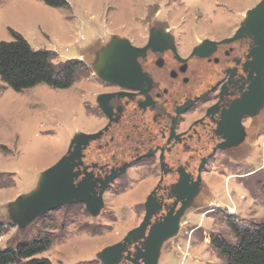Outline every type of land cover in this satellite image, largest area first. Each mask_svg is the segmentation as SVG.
Here are the masks:
<instances>
[{
  "label": "rangeland",
  "instance_id": "rangeland-1",
  "mask_svg": "<svg viewBox=\"0 0 264 264\" xmlns=\"http://www.w3.org/2000/svg\"><path fill=\"white\" fill-rule=\"evenodd\" d=\"M67 1L69 8L55 9L39 0H0V42L20 34L33 49L51 51L57 65L82 60L88 67L68 90L42 85L18 94L0 79V222L7 226L11 204L36 188L40 174L67 153L75 134L106 125L96 99L115 89L95 75L93 64L113 37L143 47L152 29L163 28L185 57L205 40L233 37L261 0ZM244 127L245 141L206 165L201 192L178 235L163 245L159 264H227L211 244L214 237L236 243L227 217L243 226L264 222V109L246 118ZM144 165H134L111 184L98 217L78 204L50 212L26 229L11 223L0 237V250L32 242L46 230L54 243L41 257L51 264H101L98 253L144 219L146 199L161 177L152 164Z\"/></svg>",
  "mask_w": 264,
  "mask_h": 264
},
{
  "label": "water",
  "instance_id": "water-1",
  "mask_svg": "<svg viewBox=\"0 0 264 264\" xmlns=\"http://www.w3.org/2000/svg\"><path fill=\"white\" fill-rule=\"evenodd\" d=\"M241 42L247 43L244 52L248 91L222 115L216 134L223 142L216 150L239 147L247 136L243 120L257 116L264 109V0L246 13L233 37L222 41L205 40L193 49L192 56L208 60L217 53L218 48ZM168 52L177 55L175 38L163 29H152L148 43L143 47H137L127 39L113 37L107 46L97 52L93 70L103 83L122 91H138L149 83L148 59L153 56L162 58ZM126 96L129 94L122 92L97 97L96 104L108 119L107 126L97 133L75 134L67 153L40 174L36 188L18 196L11 204L10 220L14 226L26 229L50 212L78 204L84 205L94 218L101 214L105 207L104 193L107 187L118 176L124 175L130 164L102 178L96 175L101 169L98 164H85V152L119 124L124 108H115L114 99ZM211 112L215 111L211 109L208 114ZM180 113L181 110L178 115ZM205 163L206 160L200 166L196 181L184 169L179 170L178 182L169 187V194L161 201L157 199L160 189L157 187L146 199L141 224L128 232L121 242L98 253L101 264H159L163 245L178 235L183 216L201 192Z\"/></svg>",
  "mask_w": 264,
  "mask_h": 264
},
{
  "label": "flooded vegetation",
  "instance_id": "flooded-vegetation-1",
  "mask_svg": "<svg viewBox=\"0 0 264 264\" xmlns=\"http://www.w3.org/2000/svg\"><path fill=\"white\" fill-rule=\"evenodd\" d=\"M175 46L177 55L168 52L162 58L148 59L149 83L142 90L122 91L111 85L115 91L110 93L129 94L114 99L115 108H124L123 115L118 125L85 152V164H98L101 169L96 175L102 178L125 164H130L128 170L137 164H152L161 175L153 190L160 187L157 192L160 201L169 194V187L178 182L179 170L184 169L196 181L204 160L203 171L212 158L232 150H216L223 142L216 134L217 125L232 104L248 91L244 52L247 43L220 47L208 60L193 57V51L184 57L176 40ZM211 109L215 112L208 114ZM107 124L108 119L102 129Z\"/></svg>",
  "mask_w": 264,
  "mask_h": 264
},
{
  "label": "trees",
  "instance_id": "trees-1",
  "mask_svg": "<svg viewBox=\"0 0 264 264\" xmlns=\"http://www.w3.org/2000/svg\"><path fill=\"white\" fill-rule=\"evenodd\" d=\"M39 1L55 9L70 7L67 0ZM12 38L10 42H0V79L15 93L42 85L53 90H68L80 74L88 73V67L82 60L57 65L51 51L33 49L20 34L14 33ZM227 224L235 244L221 237L211 239V244L227 264H264V222L243 226L229 216ZM8 226L0 222V237ZM53 243V235L44 230L32 242H21L15 248L0 250V264H51L41 256L50 250Z\"/></svg>",
  "mask_w": 264,
  "mask_h": 264
}]
</instances>
